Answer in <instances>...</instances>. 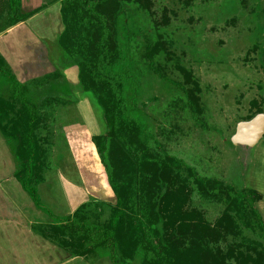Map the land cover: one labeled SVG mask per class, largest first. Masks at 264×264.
I'll list each match as a JSON object with an SVG mask.
<instances>
[{
	"label": "rangeland",
	"instance_id": "374dc122",
	"mask_svg": "<svg viewBox=\"0 0 264 264\" xmlns=\"http://www.w3.org/2000/svg\"><path fill=\"white\" fill-rule=\"evenodd\" d=\"M22 3L27 9L33 7L31 1ZM56 3L25 28L49 32L52 38L59 29L62 32ZM132 3L136 26L168 51L167 60L158 56L161 53L157 60L172 64L168 77L191 93L196 106L192 113L182 89L159 81L142 67L145 40L135 38L130 52L141 82L136 100L155 139L150 151L161 159L164 155L182 160L210 180L201 188L183 167H171L162 175L145 174L140 181L151 217L169 244L171 264H264V238L251 210L234 212L237 206L230 205L228 193L233 189L255 192V206L264 223V136L252 148L230 142L239 122L264 113V0ZM7 6L6 0L0 1V8ZM14 35L33 39L23 28ZM0 46L4 49L2 40ZM47 52L43 46L38 49L36 58L41 56L43 64ZM55 53L50 54L51 65L39 69L48 77L34 78L28 92L38 114L35 136L43 172L37 185L41 203L53 217L77 214L107 225L111 213L121 206L95 147V138L106 132L105 126L93 97L80 89L75 62L61 49ZM178 66L186 73L178 71ZM20 111L17 106L13 118ZM8 140L0 135V264H111L108 251L100 247L69 260L62 245L69 243L70 233L58 230L54 218L35 207L13 178L17 162ZM121 195L125 217L115 233L120 254L125 262L147 264L127 229V220L133 217L127 206L133 197L125 186ZM11 206L18 208L24 221L9 219ZM52 234L55 238L50 242L43 239Z\"/></svg>",
	"mask_w": 264,
	"mask_h": 264
},
{
	"label": "trees",
	"instance_id": "16d2710c",
	"mask_svg": "<svg viewBox=\"0 0 264 264\" xmlns=\"http://www.w3.org/2000/svg\"><path fill=\"white\" fill-rule=\"evenodd\" d=\"M7 1L4 28L24 21L45 6L23 14L20 9L21 0ZM53 1L60 2L59 13L63 25L57 41L58 47L75 62L81 91L89 93L100 110L106 132L95 138V147L121 207L111 213L107 225L86 221L77 214L53 217L51 211L43 207L37 189V185L43 179L35 136L38 114L35 105L28 98L29 85L36 79L27 83L19 82L6 60L0 55V135L6 140H12L11 149L17 162L12 176L29 196L33 205L44 210L49 218H54L55 221L52 222L57 225L58 230L70 233L69 243L61 244L66 256L79 257L87 251L92 253L91 249L94 247H100L108 251L107 257L110 258L111 264H131L123 261L115 237L116 230L125 217L123 207L126 205L124 206L121 195V188L125 186L128 195L133 197L130 206H127L133 216L127 220V229L145 256L142 261L146 260L147 264H171L169 244L158 232L151 217L149 200H146L140 181L146 178L145 174L155 175L157 172L162 175L171 167H183L201 188L206 187L210 180L198 175L194 168L182 160L164 155L161 159L158 153L150 151V144L155 139L136 100L141 82L138 76L140 69L135 68L130 52L134 39L142 37L146 41L142 45L143 56H140L142 67L159 81L170 82L182 89L186 96V104L194 113L196 106L192 103V95L180 82L171 81L168 77L172 72L170 70L172 64L167 65L165 60L162 62L157 60L158 54L161 53L159 57H166L168 51L160 47L157 39L152 41L145 36V30L141 31L136 26L133 8L129 5L130 0ZM131 1L135 4L138 0ZM73 36L76 39L74 41ZM176 69L186 73L179 66ZM47 75L43 77L47 78ZM17 106L21 111L17 118H13L12 113ZM201 126L205 128V124ZM156 147L158 149L159 144ZM112 172L116 173L115 178ZM121 179L122 181L118 182ZM228 193L232 200L230 205L237 206L233 211L244 212L249 208L253 215L252 220L264 238V223L255 206L258 195L255 192L235 189ZM34 232L36 233V230ZM56 235L59 236V232ZM54 238L52 234L45 235L43 239L50 242ZM57 249L61 251V246Z\"/></svg>",
	"mask_w": 264,
	"mask_h": 264
},
{
	"label": "crops",
	"instance_id": "0c3cea01",
	"mask_svg": "<svg viewBox=\"0 0 264 264\" xmlns=\"http://www.w3.org/2000/svg\"><path fill=\"white\" fill-rule=\"evenodd\" d=\"M0 1L1 3H3V0H0ZM22 1L23 0L20 1L21 2L20 9L23 14H25V11L28 13V12L35 10L36 8H39L44 3H47V4L45 8L40 9L37 13H34L33 15L29 16L26 20L12 27H8V28H4L3 30H0V41L2 40L3 45H4V49H2V47L0 46V53L2 54L6 62L9 63L10 65L9 67H11V70L13 74L15 75L16 79L21 83L30 81L36 78L37 76H43L46 74L45 72L43 73V71H39V69H41V67L42 68L44 67L43 69H45L46 67H49L51 65V62L53 61L52 56L50 54L52 52L53 53L59 52L57 41H58L59 33L61 32V29H59V31L56 34H53V38H52L51 37L52 34H49V32H46V31L42 32L43 30L38 31V29L33 28V27H31L32 30L30 31L25 28L27 27L28 22L33 20L34 18L36 19V17L43 10H46L49 4L54 2L53 0H28V2L31 1L33 4V7H30L28 9L24 7ZM6 4L8 5L7 0H6ZM59 7L60 5L57 2L54 8L56 10L55 13H57V18L59 19L58 26L61 28L62 24H61V18H60V13H59ZM7 10H8V6H7V9L0 8V20H1L0 23H3V25L0 24V26H4V20L6 17ZM21 28L25 29L26 31L29 32V34L32 35V38H33V39L31 38L32 42H30L31 40L26 41V39H24L26 37L24 38L18 37V36L15 37L14 33L19 31ZM2 35H4V38L2 37ZM42 46H43V49L48 51L47 53H50L47 55L45 54L44 56L45 59L47 58V62L45 64H43V62L41 61V56H40V59L36 58V56L38 55V49L39 48L41 49ZM55 46H56V50L54 49ZM35 60H37L36 63H34ZM40 72H42V74ZM14 207L11 206V208L8 211L9 219L14 218V220L18 221L19 219L17 218L20 217L21 221H24L21 216H18L20 215V213L17 211L18 208L15 209ZM9 221H13V220H9ZM15 223L18 224L17 222ZM21 232L24 233L23 228L21 229ZM13 253H16V252H13ZM15 259L17 258L15 257Z\"/></svg>",
	"mask_w": 264,
	"mask_h": 264
},
{
	"label": "water",
	"instance_id": "95a60500",
	"mask_svg": "<svg viewBox=\"0 0 264 264\" xmlns=\"http://www.w3.org/2000/svg\"><path fill=\"white\" fill-rule=\"evenodd\" d=\"M264 136V113L255 115L248 121L239 122L231 137L233 146L254 147Z\"/></svg>",
	"mask_w": 264,
	"mask_h": 264
}]
</instances>
